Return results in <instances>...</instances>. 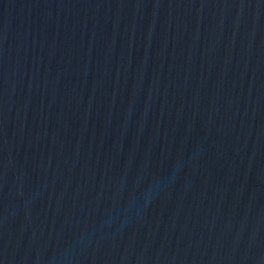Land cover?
<instances>
[{"label": "water", "instance_id": "1", "mask_svg": "<svg viewBox=\"0 0 264 264\" xmlns=\"http://www.w3.org/2000/svg\"><path fill=\"white\" fill-rule=\"evenodd\" d=\"M0 264H264V0H68L7 59Z\"/></svg>", "mask_w": 264, "mask_h": 264}]
</instances>
